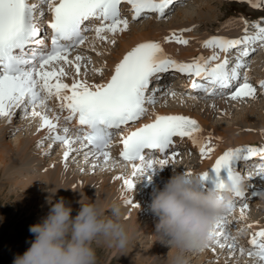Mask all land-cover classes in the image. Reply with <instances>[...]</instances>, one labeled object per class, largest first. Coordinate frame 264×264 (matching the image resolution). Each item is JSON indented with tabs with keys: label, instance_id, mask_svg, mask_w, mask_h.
<instances>
[{
	"label": "snow or ice",
	"instance_id": "6c2138e0",
	"mask_svg": "<svg viewBox=\"0 0 264 264\" xmlns=\"http://www.w3.org/2000/svg\"><path fill=\"white\" fill-rule=\"evenodd\" d=\"M126 2L131 6L132 20L144 18L146 13H155L163 19L166 10L178 0H0V118H7L11 123L15 114L13 109H22L24 117H39L40 129H47V139L51 144L59 143L63 148L65 165L71 155L83 149L85 159H103L105 164L112 159L110 147L115 134H120L122 150L120 158L131 166V177L117 176L123 182L125 191H133L136 177L145 175L150 169L163 168L178 153L174 150L175 138H189L199 146L202 158L209 157L215 149L208 143L200 142L196 134L202 131L199 123L183 114H154V119L126 132L123 128L139 121L147 114L146 105H155L157 93L163 89L154 84L160 80V74L174 71L195 77L191 88L209 97L228 96L231 100L255 98L257 87L249 82L241 69L246 68L245 57H250L259 44L264 47V26L254 23L256 32L247 34V21L244 35L230 39L222 36H211L201 41L202 47L212 49L210 56H197L191 62H181L168 56L158 41H146L129 50L115 65L111 77L103 83H89L81 76L82 61L86 58L77 54L70 59L72 52L85 46L89 41L87 33H93L92 43L88 45L95 51V43L108 42L116 34L129 29L130 22L122 18L120 5ZM254 8L260 7L256 0H248ZM42 6H46L42 7ZM47 13L51 19L47 27L51 29L50 45L41 35L39 20ZM242 19V18H241ZM95 22V23H94ZM173 31L164 37V42H175L188 45L189 40L182 33L191 29ZM238 52L235 63H231L227 55L221 59L220 53ZM98 55L100 53H97ZM90 63V58H88ZM65 65L75 69L72 83L64 82L68 75ZM87 68V65H84ZM97 74H103V68H94ZM87 72H85V76ZM264 89V80L259 82ZM175 95L174 92L168 93ZM57 101L58 113L67 112L63 116L65 125L60 129L61 116L50 117L47 113L53 109L49 102ZM40 109V110H38ZM38 129V130H40ZM61 132L63 134H61ZM50 144V147H51ZM78 145V147H76ZM171 150L166 158H146L142 152L148 150ZM170 152V151H169ZM150 153V152H149ZM148 153V154H149ZM253 157L264 159V146L244 145L229 148L223 152L211 166L216 174L215 188L223 190L227 182L231 183L233 199L215 225L212 240L219 248H227L235 254L237 235H233L237 220L230 221L228 216L236 211L239 205V221L246 219L245 210L249 207V193L243 187L245 177L237 170L238 162L249 161ZM97 165H93L96 167ZM225 171L227 179L220 173ZM191 175V173H188ZM257 175L264 179V172ZM209 171L200 174L201 181L208 179ZM264 191L259 193V196ZM126 205L138 208L132 199H125ZM252 228V224L246 225ZM237 233L244 228L235 229ZM248 247H239V252L254 258L256 264H264V227L250 234Z\"/></svg>",
	"mask_w": 264,
	"mask_h": 264
},
{
	"label": "bare ground",
	"instance_id": "6f19581e",
	"mask_svg": "<svg viewBox=\"0 0 264 264\" xmlns=\"http://www.w3.org/2000/svg\"><path fill=\"white\" fill-rule=\"evenodd\" d=\"M178 1L180 3V6H181L185 0H178ZM193 1H197L196 3H200V11L203 9H210L213 5L212 2H216V1H217L218 6H220V7L224 6V4L222 3L223 0H204V2L199 1V0H193ZM124 9H125V7H124ZM217 9H219V8H217ZM166 12H167V10H166ZM199 13H201V12H199ZM150 17H151L150 20H146L145 22H144V20H141V21H138V23H136L134 25L131 22L129 25V29L127 31H125L123 33L116 34L114 37L110 36V38H112V39L114 38L116 40L115 45H112L108 42H103V43L101 42L100 47L105 52V55H101V57L99 58V64H97L94 68L104 67V68H106V70L103 71V74L101 75V74L95 73L92 69H85L82 71L83 77H81V78H86L87 76H85V72H87V74L90 75V77H88L89 79L86 78L89 83L106 82L111 77V75L114 71L115 65L123 58V56L129 50H131V48H133L134 46H136L137 44L142 43V42L154 41L153 39H157V38H164V37L170 35V33L173 31L178 33V31H176L174 29V28H177L176 27L177 24H176V26L170 25L166 28L161 27L162 25H166V21H167V19H165L166 17H164L163 20L159 19V18L156 19L155 17H152V16H150ZM179 17L182 19V22L187 21V20H191V21L197 20L198 21L200 19L199 17H196V18L193 16L191 17V12L185 7H184V10H182V7H181V9L178 11L177 19ZM203 17H204V15H203ZM232 17L233 18H231L225 24V27L229 31L234 30V31L238 32L240 26L234 21V19L242 18V17H237V16H232ZM167 18H170V17H167ZM210 19H211V17H210ZM242 21H244V20H242ZM155 22H158V23H155ZM189 23L187 24V22H186L185 24H187V25H190L191 23L194 24L193 21L190 24ZM207 23L208 22L204 23L203 25H206ZM138 24H141V25H138ZM185 24H182L183 26L182 25H180V26L184 28ZM260 24H261V26H264V21L260 22ZM198 26H199V24H198ZM42 27H44V24ZM178 27H179V25H178ZM198 28H201V27L199 26ZM250 28H252V29L247 30V34L252 35L256 32V29H255V27L254 28L250 27ZM226 31L225 32L222 31L223 34H229V32L228 31L226 32ZM188 33L189 32L187 31V33H186L187 36H188ZM244 34L245 33L243 32L242 35H244ZM208 35H210V34H208ZM190 37H193V35H191ZM208 38L209 37H205V38L200 39V40L198 39V41L192 40L193 42H190L188 45H179V44L175 43L174 41L168 42V43L164 42L162 44L166 45L169 56L172 57L173 59H175L177 61H181V62H191V60L194 57H197V56L207 57L208 55L210 56L212 54V51H213L212 49H211L210 54H206V53L202 52V51H206L207 49L202 47L201 41L206 40ZM252 47H254L256 49L254 53H256L257 50L259 49V54L257 55L259 57V59L257 60L258 63L256 65H253L252 63H254V62L250 63V59H248L249 57H247V60L245 61L246 68H249V70L247 72H252L253 68L264 66V47L260 46L259 44L252 45ZM90 50H91V48H90ZM86 51H89V49ZM231 51L234 52L235 50H231ZM92 52H94V51H92ZM235 52H237V51H235ZM221 54L223 55L225 53H221ZM174 56H176L178 59L175 58ZM237 56H238V54L237 55L231 54L227 57L229 58L231 63L234 64ZM85 58H86V56H85ZM87 62H88V58H86L84 61H82L83 64H86ZM241 71H244V69H241ZM168 74H170V73L160 74V77L163 78L164 76H166ZM259 74H261V73H259ZM174 76H175V78L179 77L178 80L184 81V82H182V85L187 90L181 93V91H179V89L178 90L176 89L174 91L171 90V91H166L165 93L163 92L159 96L157 95L159 98V99H157V100H159V105L154 110V114H183V115L189 116L190 118L197 120L199 122L201 128H202V131L200 133L196 134V138L198 141L208 143V139H209V137H211V140H210V143H208V146L214 147L215 150L209 154V157L202 158L200 155V159H201V164L199 165L200 167L198 169H195L194 167L192 168V170H193L192 174H195V175L198 174L199 176L203 172L209 171L208 179L203 181L201 184V189L204 191H208L210 189L215 188V181H216V174L210 168L214 164L215 160L220 155H222L224 151H226L229 148L244 146V144H248L251 146H259L258 143H254L256 138L264 139V101H263L262 108L260 110V115L256 119H253V120L246 119L244 121H240V120L234 121L232 124L238 123L236 126L229 127V126H226L223 124L222 127H216V126H213L211 119H212V116H213V113H214V110H215L217 104L221 106V108L224 110V113L227 111L226 115L230 114L232 116L233 110H232V107H230V106L233 104H236V103H237V106H239L242 103L246 104L245 101L247 98L245 100L238 99V100L233 101L230 98H228L227 95H225L224 97H217V99L219 100L218 103L213 101V100L207 101L208 99H212L214 97L207 96L204 99L200 98L197 96V93L194 89L189 88V87H191V81L196 79L195 77H191V81H188L189 76H187V75H184V76L174 75ZM73 77H74L73 74L71 77H68V78L65 77L64 82L71 84ZM262 80H264L263 77L256 78V80H255L256 82L253 84L257 87V94L255 97L264 98V92H263L264 89H261L258 86L259 81H262ZM162 83L166 84L165 82H162ZM159 88H161V87H159ZM164 88L165 87H163L161 89L165 90ZM172 92L175 93L174 96L168 94V93H172ZM190 92H193L197 97L194 96V94L189 96L188 93H190ZM253 99L254 98H250V100H253ZM167 103H170L171 106H168ZM188 103H189V105H188ZM185 104H186V106H185ZM196 105H198L199 107H203V108H201L200 111H196V110L194 111L192 107H195ZM154 114L149 116L148 119L143 122V124L148 123L152 119H154ZM21 115H22V113H21ZM54 115H56V114H51L50 117H52ZM65 115H67V114H65ZM63 116L64 115H61L60 122H63ZM12 119H13V117H12ZM256 120L261 121L259 123V125L256 123H253ZM24 122L29 123L27 121H24ZM6 124H5V127L3 126L4 127L3 131H0V138H2L6 133L11 131V130H9V127H8L9 123L7 121H6ZM40 124H41V121H40V119H38L36 131L38 129H40ZM20 125L21 124L18 123L17 126H20ZM1 126H2V124L0 123V129H1ZM132 127H133V124H131L127 128H132ZM239 127L241 128V130L238 129ZM122 131H123V129H122ZM124 132H126V130ZM43 135L47 137L45 129L38 130L37 134H36V132H34V134L29 135L27 139H22L20 137L19 138L16 137V139L14 141H11L10 143H6L2 139L0 140V168L4 167L5 173H7V174H9V169L12 170V172L14 171L16 173V175H15V176H17L16 177L17 178L16 179V182H17L16 192L18 190H21V191L23 190V194H27L28 196H30L27 198H31V196H35V194L38 193L41 188L44 189L45 188L44 184H46V183H47V187L50 188L51 193H56L59 191L65 192L69 189L70 194H69V197L67 199V202H69L71 204L73 211H76L80 208V203H79L80 201L82 203H89L91 201H95V203L98 206H100L101 208H103L105 210H111V211L115 208V205L117 204L116 202L122 201L121 199L124 198L123 196L125 195L126 191L124 189L122 180L116 179V177L117 176L131 177V174H129V175L127 174V176H124L123 175L124 172H122L120 170H118L115 173V172H109L110 170L104 171V170L100 169V172L102 171L101 172L102 175L95 176V177L93 176V178H91V179H89V178L82 179V178L78 177L77 175L75 176L74 174H72L68 171V170H70L69 169L70 164H69V162H67V164L65 165V162L63 160V151L64 150L59 151L60 157L58 156L59 158L57 159V161H55L56 159L53 160L54 161L53 165L49 167V169L47 170V174L44 175V178L39 177L40 175L39 176H33V177H32V175L31 176H24V174H26V168H27V165L29 164V161L30 160L33 161L36 157L42 158V156H40V155L44 151L40 152L39 155L37 154L38 156L35 154H34L35 155L34 156V155H32V153H35L37 150H32L31 147L34 148V146H35V148H37L36 145H39L40 142H43L45 140V137ZM120 139H121V135L117 134V137H116L115 141L113 142V144L117 145V148H114L115 156H116L115 158H119L121 161H123L122 158H120V156H119ZM184 139H187L188 142H190L194 146L196 152L199 151V146L194 145L189 138L180 139L179 142H177L175 144V147H177V149L183 145ZM247 142L253 143V144H249ZM49 146H50V144H49ZM39 147H41V146H39ZM45 150H46V148H45ZM177 151H179V150H177ZM145 156L147 158H150V159H155L157 155L155 153L152 155H150V153L149 154L145 153ZM177 157L175 160H173V161H176V162H174V164H173V161L170 159L172 161V163L169 162L168 165L163 167V170H161V168H156V170H149V172H151L152 175L155 177L158 176V174L163 175L164 176V178H163L164 183L167 181V179L171 175L174 174V172L184 173L185 171H187L189 173L190 169L188 167L181 168L183 163H184V161H182L181 156L177 155ZM73 158L75 160H78V162L81 159V157L77 154H76L77 159L75 157H73ZM159 158H166V156H164V157L158 156L157 159H159ZM91 159L92 158L89 157L87 159V161H85V163H87L88 160L90 162ZM258 159H259L258 157H253L249 161L238 162L237 170L240 167L241 168L244 167V169H246V168H256L258 166L256 169H258L261 172H264V163H262L263 160L259 159L260 161H258ZM123 162H125V161H123ZM256 162H258V163H256ZM30 163H32V162H30ZM90 163L92 165L98 164V162H90ZM19 164H20V166H19ZM125 164H126V162H125ZM260 164H262V165H260ZM86 165H88V164H86ZM92 165H91V168H89L90 171H92L93 169L95 170V168L98 167V166L93 167ZM126 166H130V165L126 164ZM77 168H79L81 170L82 168L87 169L88 167L83 166L80 163V164H78ZM173 168H175V169H173ZM19 175L23 176V178L20 179ZM146 175L148 177H146V176L139 177L138 176L137 179L134 181L135 183H137V185L143 186V189L141 191L143 193L141 195L142 202H141V200H139L141 202V203H139V201H138L139 207L133 209L132 212L129 214L131 219L128 220V218H129V216H128L124 220L125 222H123L125 230H126L128 236H130V237L135 235L139 230L137 228V227H139V224L137 223V216H142V213L146 209L149 208L148 203L151 205V200H152L153 195L150 193V189L153 187H152V184L148 183L151 180L149 178L150 175L148 174V172L146 173ZM220 177L222 179L226 180L227 179V173L225 171H222L220 173ZM6 178H8V176ZM7 180H5V181H7ZM111 180H112V183H110ZM263 180L261 179L260 181H258L253 186L252 194H254V191H255V192H257L256 194L259 195V193L261 191H264V184H262ZM48 182H49V186H48ZM164 183L156 182L155 186H154V191L157 188H162ZM6 184H7V182H6ZM62 187H64V189H61ZM97 189H100V190H97ZM254 189H256V190H254ZM145 192H147V193H145ZM149 195H151V197H149ZM44 196H46V195H44ZM259 197L261 198V200L256 201V199H258ZM249 198H250V196H249ZM258 198H256L254 201L256 203L250 202L248 209L245 210L246 219L243 221H245L247 223L246 225H248V224H252V225L263 224L264 225V194L258 196ZM231 199H233V197H231ZM27 200H29V199H27ZM32 203H34V198H32ZM38 203L41 206V208H43L44 212L48 213L49 209H48L47 203L46 202H38ZM259 203H261L262 209H259ZM146 206H148V207H146ZM256 207L258 208V210H256ZM146 213L147 212H145V214ZM234 214H236L239 217V205L237 206V209L234 212ZM261 214H263L262 217H260ZM124 215H127V214L125 213ZM73 216H75V215H73ZM228 219L230 221L234 220L233 218H231L229 216H228ZM235 229H233V232L235 231ZM140 231H141V228H140ZM233 232H232V234H233ZM157 239H158V236L156 238V241L158 242ZM147 240H148V237L143 235L142 241L146 242ZM153 240H154V238H153ZM156 241L155 240L153 241V246H155V248L158 249ZM211 243H213V241H211L208 244V246H210ZM105 246L108 247V245H106V244H105ZM112 247H114V246H112ZM208 252L210 254V251L203 249V251H201V255L204 257H207L206 259H210V260H212L214 257L216 258L215 255L219 253L215 250V248L213 250L212 255H209ZM118 253H120L122 256H125L124 261H126V260L130 261V260L135 258L133 264H146L155 255L156 250L154 249V250H148V251L141 252L138 249L136 250L133 247L128 246L127 248L122 249V251H118ZM178 253L179 252L176 253V256H178ZM178 257L179 258L176 261L177 264H183L184 262L189 260V258H186V261H184L182 257H180V256H178ZM156 258L157 257L154 256V260H157ZM173 259H174V257L170 256V258L168 260H166V259L165 260H159L157 262V264H173V262H174V261H172ZM209 262L210 261H207L206 263L207 264H223L220 261L218 263H215V262L209 263ZM123 263H125V262H123Z\"/></svg>",
	"mask_w": 264,
	"mask_h": 264
},
{
	"label": "rangeland",
	"instance_id": "374dc122",
	"mask_svg": "<svg viewBox=\"0 0 264 264\" xmlns=\"http://www.w3.org/2000/svg\"><path fill=\"white\" fill-rule=\"evenodd\" d=\"M199 1L204 2V0H199ZM196 2L197 1H193V0H188L187 3L183 2L182 5L179 6L178 9H176L175 11H171L172 13L170 12L166 15L167 17H170V18L166 17L165 18V19H167L166 25H162L161 27L166 28L170 25L176 26V24H177L176 27L179 30L191 29V31H188L189 32L188 36L186 35L187 39L189 40V43H190V42H193L195 40L198 41V39L200 40V39H203L205 37L210 38L211 36H222V37L226 36L227 38L232 39L231 38L232 36H238L244 32L245 24L243 23L242 20L248 22L247 30L252 29L250 27L254 28V26H252V25H254L255 22L264 21V0H256V2L260 4V7H258V8H254L252 6V4L248 2V0H223L222 3L224 4V6H222V7L218 6L217 1H216V2H212L213 5L210 9H203L201 11H200V3H196ZM181 7H182V10H184V7L187 8L191 12V17L193 16L195 18L196 17L200 18L198 21L192 20L195 25L193 23H191L192 22L191 20H187V21L182 22V19L180 17L177 19V13L181 9ZM217 8H219V9H217ZM199 12H201V13H199ZM203 15H204V17H203ZM232 16L242 17V19L241 18L234 19V21L240 26L238 32H236L234 30L229 31L225 27V24L231 18H233ZM210 17H211V19H210ZM150 19H151V17L148 16L144 19H139L135 22L132 21V23L134 25V24L138 23V21L144 20V22H145L146 20H150ZM186 22H187V24L189 22L191 24L189 23L190 25H187V24H185ZM206 22H208V23L206 25H203ZM155 23H158V22H155ZM182 24H185L184 28L180 26ZM198 24L201 28H198L199 27ZM138 25H141V24H138ZM178 25H179V27H178ZM226 30L229 32V34H223V32H225ZM186 33H187V31L185 32V34ZM208 34H210V35H208ZM191 35H193V37H190ZM110 39H112V38H110ZM96 43H98V41ZM86 50H88V49H86ZM97 51H98V48L93 53H96ZM202 52L206 53V54H210L211 49L210 50L207 49L206 51H202ZM93 56L96 57V54H94ZM73 57H75V54ZM73 57H70V59H72ZM100 57H101V54L98 55V59L93 58L94 61H92L90 59L91 62L86 63L87 68H85L84 67L85 64H83L81 62L82 63L81 76L78 78L83 77L82 76L83 70H85V69H92L93 70L94 67L97 64H99V58ZM86 58H88V57L86 56ZM258 59H259V57H257L256 60L253 61L254 63H252V64L256 65L258 63V61H257ZM102 68H103V71L106 70V68H104V67H102ZM65 70L68 73L66 78L71 77L72 74L75 76V69L73 66L66 65ZM252 72L254 73V75H258L259 73L264 75V66L253 68ZM86 76H87L86 78L89 79L88 77H90V75L87 74ZM174 78H175V76H173L171 81H176L179 79V77H177L175 79ZM163 92H164V90L162 91V93ZM194 96H196V95L194 94ZM245 99H240V100H245ZM211 100H213L217 103L219 102V100L215 99V98L208 99L207 101H211ZM263 101H264V98L255 97L253 100H250V98H247L245 101L246 104L242 103L239 106H237V103L233 104L230 106V107H232V110H233L232 116L230 114L226 115L227 111L224 113V110L221 108V106L217 104V106L214 110L211 122H212L213 126H216V127H222L223 124L231 127V126H236L238 124V123L232 124L234 121H237V120L244 121L246 119H251V120L256 119L260 115V110L262 108ZM155 105L157 106L158 104L156 103ZM167 105L171 106L170 103H167ZM188 105H189V103H188ZM185 106H186V104H185ZM50 107H52V109L55 110L56 104H52V105H50ZM192 108L194 111L195 110L200 111L201 108H203V107H199L198 105H196L195 107H192ZM55 111H56V113H58L57 109ZM6 121H7V118L0 121V123L2 124L0 131H3L5 124H6ZM24 121H27L29 123H25ZM24 121L22 119L21 114H17L16 116H14V120L11 123H9V126H8L9 130H11V131L6 133L2 138H0V140L2 139L4 142L10 143L11 141H14L16 139V137H18V138L20 137L22 139H27L29 135L34 134V132L37 129L38 119L30 118L27 120L25 119ZM260 122H261L260 120H256L253 123H256L259 125ZM18 123L21 125L17 126ZM238 129L241 130L240 127ZM116 137H117V134H116ZM247 143H249V142H247ZM254 143H258L259 146H264V139L256 138ZM249 144H253V143H249ZM53 145H57V144H53ZM244 145H248V144H244ZM39 146H41V147H39ZM48 146H49V144H48ZM36 147L37 148H35V146H34V148L31 147L32 150H37L36 151L37 153L36 152L32 153V155H34V154L39 155L40 152L44 151L40 155V156H42V158L36 157L33 161L30 160L29 164L27 165V168H26V174H24V176H31L32 175V177H33V176H39L40 175L39 177L44 178V175L47 174V170L49 169V167L53 165V162H54L53 160L56 159L55 161H57V159L60 157L59 156V148L58 147H52V149L47 148V146H45L43 144V142H40L39 145H36ZM45 148H46V150H45ZM176 150H179V151H177L178 155L181 156L182 161H184L181 168L188 167L190 169V173L192 174V172H193L192 168L193 167L195 169H198L200 167L199 166L201 164V159H199L200 152L199 151L196 152L194 146L190 142H188L187 139H185L183 145ZM73 157H75V154H73L71 156V158L67 161L70 164L69 165L70 170H68L70 173L74 174L75 176L77 175L78 177H80L82 179H85V178L91 179V178H93V176L95 177V176L102 175V173H101L102 171L100 172V168L97 169L95 172L93 171L94 169L92 171H90L89 168H91L92 164L89 161L87 162L88 165H86L85 163H81L83 166H86L88 168L87 169L82 168L80 170L79 169L80 167L77 168L78 164H80V163L78 162V160H75ZM114 157H116V156L114 155ZM172 161L170 160L171 163H172ZM30 162H32V163H30ZM174 162H176V161H173V164H174ZM19 166H20V164H19ZM97 166L101 167L102 165L97 164ZM108 170H110L109 172H115V173L118 171V170H112L109 168H108ZM148 174L150 175L149 178L151 179L148 183L152 184V187H153L150 189V193L153 195V193L155 192L154 191L155 183L156 182L164 183V179H163L164 176L158 174L159 177L158 176L155 177L149 171H148ZM15 175H16V173L14 171L12 172V170H10V169H9V174H7V173H5L4 167L0 168V177H1L0 178V185H1L0 186V264H12L14 256L17 253L22 254L28 247H30L29 241L31 239H33L34 237H33V234H31L29 232V226L34 224V223L39 222L41 220V218L47 214V212H44L43 208H41V206L39 205L38 202H46L48 205V209H49L50 204L48 203V199H49V201H51L52 199H53V201H56V200H59L61 197H63L67 201L69 194H70L69 189L65 192L59 191L56 193H51L50 188L47 187V183H46V184H44V187H45V188L43 187L44 189L41 188L40 191L35 194V196H31V198H27L30 196H28L27 194H23V190L22 191L18 190L16 192V184H17V182H16L17 178L16 177L17 176H15ZM123 175L127 176V172H124ZM7 176H8V178H6ZM19 178L22 179L23 176L19 175ZM4 179L5 180L8 179V180L5 181ZM136 179H137V177L135 178V180ZM112 180L110 183H112ZM6 182H7V184H6ZM48 186H49V182H48ZM61 189H64V187H62ZM142 189H143V186L137 185V183H135V187H134L133 191H126L125 195L123 196L124 198L121 199L122 201L121 202L118 201L119 203L116 202L117 204L115 205V208L113 210L118 212V214H119L118 220L121 224H123V222H125L124 220L129 216V214L132 212V210L135 209V208H131L130 206L126 205L125 199H132L135 203L138 204V201L141 200V198H142L141 197V195L143 194L141 192ZM97 190H100V189H97ZM145 193H147V192H145ZM44 195H46V196H44ZM258 196H259L258 194H252L250 196V198H252V200L255 201V199L258 198ZM149 197H151V195H149ZM32 198H34V203H32ZM27 199H29V200H27ZM257 200H261V198L259 197L258 199H256V201ZM141 202H142V200H141ZM141 202L139 201V203H141ZM148 206H149V208L146 209L142 213V216H137V223L139 224V227H137L139 229L138 232L135 235H133L132 237L128 236L127 246L122 248V249H125L128 246H131L134 249H136V250L138 249L141 252L155 249L156 253L154 256L157 257L156 258L157 260H154V256H153L146 264H157V262L159 260H165V259L168 260L170 258V256L174 257V259L172 261H177V259L179 258L178 256L182 257L184 261H186V258H189V260H187L186 262L183 261L184 262L183 264H207L206 263L207 261H210L212 263H214V262L218 263L220 261L223 264H245V263H247L246 261L242 260V258H239L235 254L233 255V253L229 252V250L227 248H224V249H221L219 247L217 249L215 248V250L219 253L216 254L215 255L216 258L214 257L215 259L213 258L212 260L206 259L207 257L202 256L201 251L200 252L199 251H187V252L180 253V251L175 249V248L169 249V247L165 243H162L161 241L158 240L159 237L157 239L158 242L156 241L157 235H155L153 233L155 232V224H156L158 218L152 213L149 203H148ZM148 206H146V207H148ZM259 209H262L261 203H259ZM78 210L73 211L72 214L76 215ZM113 210L112 211L111 210H105V215L108 217H112ZM256 210H258L257 207H256ZM145 212H147V213L145 214ZM125 213L127 215H124ZM262 215L263 214H261V216L260 215L259 216L262 217ZM233 217L235 220H238V218H239L236 214ZM113 218H115V217H113ZM130 219H131V217L129 216L128 220H130ZM140 228H141V231H140ZM143 235L148 237V240L146 242L142 241ZM153 238L157 243L158 249H156L155 246H153V241H154ZM105 244L108 245V247L105 246ZM92 246L96 250L97 264H125V263L126 264H131V263L133 264V262L135 260V258H134L130 261L129 260L124 261L125 256H122L120 253H118V251H122V249L119 247H115V246L114 247L109 246L108 241L103 237H99L95 241H93ZM213 248H214L213 246L208 247V245H207V247H205L204 249H206L207 251H210V254H209V252H208V254L212 255ZM177 252H179L178 256H176ZM123 262H125V263H123Z\"/></svg>",
	"mask_w": 264,
	"mask_h": 264
},
{
	"label": "clouds",
	"instance_id": "9594fccd",
	"mask_svg": "<svg viewBox=\"0 0 264 264\" xmlns=\"http://www.w3.org/2000/svg\"><path fill=\"white\" fill-rule=\"evenodd\" d=\"M201 184L199 175L174 172L153 193L150 209L158 218L153 234L169 249L200 251L214 239L215 225L231 199V183L227 182L222 191H204ZM48 203V213L29 226L34 237L30 247L17 253L12 264H97L92 243L99 237L105 238L109 246H127L128 234L115 210L108 217L95 201H80L73 216L71 204L63 197L48 199Z\"/></svg>",
	"mask_w": 264,
	"mask_h": 264
}]
</instances>
